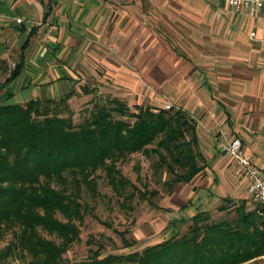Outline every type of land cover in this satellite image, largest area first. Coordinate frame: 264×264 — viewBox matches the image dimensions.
I'll use <instances>...</instances> for the list:
<instances>
[{"label":"crops","instance_id":"0c3cea01","mask_svg":"<svg viewBox=\"0 0 264 264\" xmlns=\"http://www.w3.org/2000/svg\"><path fill=\"white\" fill-rule=\"evenodd\" d=\"M170 1L180 9L165 11L168 19L189 27L183 48L151 23L145 0H0V101L73 91L71 103L113 93L157 109L172 104L209 126L197 123L206 170L229 179L227 156L213 148L225 130L264 172V13L226 0H164L165 9ZM238 180L235 195L248 189ZM216 199L218 208L234 198L212 187Z\"/></svg>","mask_w":264,"mask_h":264},{"label":"trees","instance_id":"16d2710c","mask_svg":"<svg viewBox=\"0 0 264 264\" xmlns=\"http://www.w3.org/2000/svg\"><path fill=\"white\" fill-rule=\"evenodd\" d=\"M73 95L25 104L0 101V243L7 233L13 236L0 248V264L16 252L29 256L24 264H242L264 256V206L248 211L241 200L228 203L235 209L234 224L212 223L200 211L192 216L189 233L143 251L102 256L100 244L87 260L65 261L64 254L81 239L84 191L97 197L100 172L120 206L132 210L137 196L148 200L157 191L139 189L120 161L136 153L152 159L156 176H171L164 181L170 192L206 168L198 124L187 110L149 105L132 110L119 97L95 95L76 123ZM116 232L125 246L135 242Z\"/></svg>","mask_w":264,"mask_h":264},{"label":"rangeland","instance_id":"374dc122","mask_svg":"<svg viewBox=\"0 0 264 264\" xmlns=\"http://www.w3.org/2000/svg\"><path fill=\"white\" fill-rule=\"evenodd\" d=\"M145 1L144 9L149 11L151 23L155 27H159L163 35L171 37L174 46L182 47L181 45L187 38L189 27L175 16H173L174 21L169 20L166 14L169 10H179L180 7L170 1L165 9L164 0ZM120 98L125 100L132 110L136 109L137 104ZM73 102L69 103L75 112V122L79 123L88 113L86 108L90 109L92 104H90L91 102L80 103L78 100ZM197 123L200 124V121ZM200 126L209 130L206 121L201 122ZM213 148L218 151L215 143ZM221 163L223 169L227 171L228 180L221 173L205 168L192 182L179 183L170 192L164 184V181L171 177L170 175L163 173L159 177L156 176L152 167V159L140 153L131 155L118 163L123 174L142 191H157V194L148 200L137 196L132 202V210H126L120 206L121 200L108 185L103 172H100L97 197L93 198L87 191H84L86 212L84 220L79 224L81 239L64 254L65 261L73 263L87 260L92 251L97 250L100 244L104 247L101 252L102 256L143 251L175 234L182 236L189 233L190 226L193 224L192 216L200 211L208 213L212 223L228 221L234 224L236 213L235 209L231 208L232 203L225 210H219L217 208L220 203L219 199H216V203L212 202V187H215L217 194L234 198L233 201L236 204H240L241 200L239 199L244 198L248 211L254 210L257 205L252 201L246 188L237 190L236 195L232 193L231 182L240 185V181L233 175L232 165L227 157L224 156ZM116 230L124 231L126 238L130 242H135L130 246H125L122 235H119ZM11 239H13L12 234L7 233L0 243V248L5 247ZM28 258L29 256L24 253L16 252L2 262L3 264H24ZM263 258L264 256H260L258 259L254 258L242 264H262Z\"/></svg>","mask_w":264,"mask_h":264},{"label":"built area","instance_id":"2783aa9c","mask_svg":"<svg viewBox=\"0 0 264 264\" xmlns=\"http://www.w3.org/2000/svg\"><path fill=\"white\" fill-rule=\"evenodd\" d=\"M226 2L236 11L245 9L250 15L264 13V0H226ZM19 21L21 20L19 19ZM165 108L179 107L167 104ZM215 144L218 150L228 157L233 175L237 179L244 178L248 181V192L252 201L256 205L264 206V172L258 168L252 154L246 152L242 147L241 140L225 130H220L219 135L215 138ZM260 158L264 161V150L260 153Z\"/></svg>","mask_w":264,"mask_h":264}]
</instances>
